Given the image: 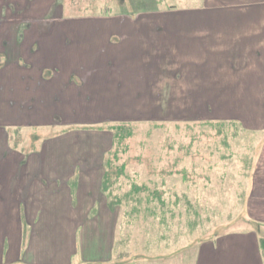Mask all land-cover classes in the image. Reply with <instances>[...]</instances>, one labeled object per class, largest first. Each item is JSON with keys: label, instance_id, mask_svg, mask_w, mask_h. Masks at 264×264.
<instances>
[{"label": "rangeland", "instance_id": "rangeland-1", "mask_svg": "<svg viewBox=\"0 0 264 264\" xmlns=\"http://www.w3.org/2000/svg\"><path fill=\"white\" fill-rule=\"evenodd\" d=\"M191 2L193 0H0V77L2 73L11 77V68L16 66L39 77L40 69L37 72L32 64L42 57L44 81L51 78L55 66L49 46L63 36L72 40L74 32L70 25L74 23L92 26L160 23V15L143 14L179 9ZM92 26L89 27L93 31H86V39L91 35L90 43L85 44L86 51L92 56V64L95 62L90 66L103 68L105 55L98 53L105 52L94 54L100 33ZM58 27L60 30L56 31ZM26 48L36 53L30 63V58L25 56ZM42 48L44 55L40 56L38 52ZM6 68L10 69V74L4 72ZM125 74L131 76L129 72ZM12 83V79H7L4 92L0 93V160L2 153H13L16 147L26 153H60L61 148L64 154L74 152L77 157L86 158L78 167H86V187L99 195L98 205L89 215L86 216L83 209H76L57 220L50 240L46 241L50 251L43 256L39 253L38 263L99 264V257L105 255L114 231L109 228L116 227L110 220L101 218L106 208L109 211L105 216L119 215L123 228V234H118L121 260L108 264H139L152 250L162 257L184 247H205L207 244L199 243L209 239L217 242L218 237L229 233L254 230L260 239L264 238L263 220L256 221L244 201L250 182L248 173L257 159L253 144L245 143L249 140L244 138L257 133L246 131L234 122H211L212 118H200L192 112H167L164 103L169 98L171 101L181 97L139 96L129 89L122 90L128 91L126 94L113 93V102L107 105L109 111L101 110L108 109L106 105L93 102L89 111H80L79 106L76 112L64 111L63 121L59 120L62 117L49 119V113L38 114L43 118L34 121L53 123L26 127L34 121L13 101L15 95H10L9 91ZM10 101L16 107H12ZM55 107L53 102L43 105V109ZM29 159L13 157L10 161L24 166ZM42 161L45 162L44 155ZM76 189L72 193L79 196ZM112 240L117 246V236ZM262 254L264 258V252Z\"/></svg>", "mask_w": 264, "mask_h": 264}, {"label": "crops", "instance_id": "crops-1", "mask_svg": "<svg viewBox=\"0 0 264 264\" xmlns=\"http://www.w3.org/2000/svg\"><path fill=\"white\" fill-rule=\"evenodd\" d=\"M196 1L179 9L174 7L173 11L159 9L143 14L160 15V23L93 26L74 23L70 25L74 32L72 40L63 36V40L49 46L55 66L51 78L44 81L45 66H42L43 58L38 57L32 66L37 72L40 69L39 77L19 66L11 68V75L6 68L4 72L11 77L2 73L0 93L5 90L7 79H12L10 95H15L13 101L18 109L27 112L26 116L33 121L48 113L49 119L62 117L59 120L63 121L64 111L76 112L78 106L80 111H89L93 102L108 108L113 93L116 96L128 93L123 89L139 96H178L181 98L171 101L169 98L164 103L167 112H192L200 118H212L211 122H234L246 131L257 133L244 138L249 140L245 143L253 144L257 155L248 173L250 182L244 201L251 216L264 223V0ZM86 25L100 33L94 54L105 52L98 53L105 55L103 68L90 66L95 62L92 64V56L86 51L85 44L91 38L89 35L86 39V31L93 30ZM59 30L58 27L56 31ZM25 51L30 63L36 53L28 48ZM42 51L43 48L38 52L40 56L44 55ZM127 72L131 73L130 77H126ZM50 97L55 100H49ZM51 102L55 108L43 109V105ZM10 104L16 107L13 102ZM45 124L34 121L26 127ZM16 149L13 153H2L0 160V264H16L20 260L34 264L38 263L39 253L42 256L49 253L46 241L50 240L57 220L76 209H83L89 215L98 205L97 192L86 187V167H78L86 158L77 157L74 152L64 154L62 148L60 153L51 154ZM13 157L30 159L24 167L22 163H11ZM75 188L79 196L72 193ZM108 211L106 208L105 212ZM105 215L101 218L110 220L116 227L109 228L114 231L99 264L121 260L118 252V234H123L121 218L112 213ZM113 236H117V246L113 245ZM218 238L217 242L209 239L199 243L207 244L205 247H184L162 257L152 250L139 264H264L257 231L229 233ZM187 253H190L188 257Z\"/></svg>", "mask_w": 264, "mask_h": 264}, {"label": "trees", "instance_id": "trees-1", "mask_svg": "<svg viewBox=\"0 0 264 264\" xmlns=\"http://www.w3.org/2000/svg\"><path fill=\"white\" fill-rule=\"evenodd\" d=\"M98 196H99V195L97 194V195H96V198H97V199L99 198ZM260 247H261L262 252H264V238H262V239L260 240Z\"/></svg>", "mask_w": 264, "mask_h": 264}]
</instances>
